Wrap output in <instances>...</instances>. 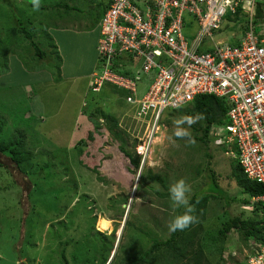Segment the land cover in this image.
<instances>
[{
    "label": "rangeland",
    "instance_id": "obj_1",
    "mask_svg": "<svg viewBox=\"0 0 264 264\" xmlns=\"http://www.w3.org/2000/svg\"><path fill=\"white\" fill-rule=\"evenodd\" d=\"M99 2L80 0L76 5L81 11L73 10L72 17L96 16L101 10ZM258 6H254L255 14ZM261 8L263 17L258 18L255 24L259 33L264 35V3ZM31 11L29 0H0V26L3 23L7 25L5 30L0 29V37L7 39L11 36L7 30L11 25L18 24L16 15L25 18L28 16L25 13ZM246 16L249 15L242 12L239 17L243 20L237 21L230 17L224 20L222 33L217 34L215 40L223 41L224 44L233 41L232 32H240L239 26L247 22ZM38 18L45 22H55L49 14H40ZM51 28L49 32L56 42L58 40L57 44H61L63 54L69 55L71 50L74 51L68 59H63L64 68H61L60 75L43 68L30 70L25 66L22 52H16L9 57L10 73L0 76V116L6 122L4 136L10 137L18 129H23L27 134L28 147L35 154L28 175L21 172L8 156L0 154V160L11 168V174L5 171V177L1 178L6 181V188L1 193L4 195L6 190L7 200L4 201L0 195V213L3 212V215L0 214V256L5 258L0 259V264H41L43 261L64 264V249L76 264H100L101 242L95 230L115 236L111 240L107 264L112 261L118 244L114 264H124L129 255L146 250L151 245V238H165L169 235L168 224L177 215L179 208L172 207L169 197H160L154 188L137 182L139 170L137 173L131 171L133 165L120 151V140L115 139L109 130V121L99 115L101 125L97 129L88 120V115L96 113L98 105L106 112L115 114L119 130H126L130 135L127 145L132 149L137 139L136 152L143 156L152 126L148 127V122L138 118L137 106L127 102L126 96L110 84L99 92H93L88 85L91 71L85 74L83 63L75 68L74 63L82 62V55L88 54L80 45H75L76 37L95 35L90 44L96 49L97 27L91 34L79 30L78 25L68 29ZM194 29L192 27L191 30ZM25 49L22 50L25 57L33 55L32 48ZM182 116L178 113L170 114L169 111L164 113L162 123L158 124L151 139L149 150L145 152L147 157L143 163L146 169L151 168L155 173L168 175L170 185L184 179L191 186L189 200L195 192L207 191L212 182L211 174L225 190V201L228 197H241L240 193L235 195L240 188L232 176V152L219 147L217 138L208 146L200 141L190 144L186 140H177L173 135V121ZM90 129L94 140L92 146L84 147L81 157L86 164H81L77 141L86 139ZM218 130L220 128L216 127L212 133L215 135ZM93 166L104 176L103 181L91 170ZM198 169H201V174L197 173ZM155 187L165 190L158 183ZM84 194L87 195L85 200L82 199ZM219 203L221 201L216 199L211 202L214 207L219 206ZM10 204L13 207L9 208ZM212 206L208 224L217 227L220 218L216 217V213L212 214ZM224 207L227 213L225 216L240 214L242 209L249 212L253 209L252 204L242 205L240 201ZM65 208L66 214L70 212L66 219L67 225L57 224V221L66 218L64 214L56 220H50L52 215L59 214ZM5 212L14 219L5 216ZM95 216L92 229V218ZM31 233L34 234L28 235ZM27 236L34 237L31 243L26 242ZM68 240L72 243L67 246L65 243ZM254 249L234 230L229 235L225 254L242 262ZM20 250L22 255L26 253L32 258L20 257ZM74 256L78 258L73 260Z\"/></svg>",
    "mask_w": 264,
    "mask_h": 264
},
{
    "label": "built area",
    "instance_id": "obj_2",
    "mask_svg": "<svg viewBox=\"0 0 264 264\" xmlns=\"http://www.w3.org/2000/svg\"><path fill=\"white\" fill-rule=\"evenodd\" d=\"M244 2L111 0L100 23L98 65L90 87L99 90L111 82L130 92L127 102L152 126L144 159L166 111L213 94L230 106L229 123L215 132L217 142L236 150L247 175L264 184V35L256 30L255 11L243 10ZM261 2L253 0L254 6ZM242 12L249 15L245 31H233L234 40L227 44L216 41L223 21ZM124 68L131 73L115 70ZM256 201L264 205V194L252 199ZM261 257L264 243L247 264H264Z\"/></svg>",
    "mask_w": 264,
    "mask_h": 264
},
{
    "label": "trees",
    "instance_id": "obj_3",
    "mask_svg": "<svg viewBox=\"0 0 264 264\" xmlns=\"http://www.w3.org/2000/svg\"><path fill=\"white\" fill-rule=\"evenodd\" d=\"M79 2L80 0H41L40 10L31 11L29 14L25 13V15H28L25 16L26 19L15 14L18 24L11 25L12 27L10 26L7 30V32H9L11 36L7 39H3L2 37H0V76L10 73L9 57L11 53L16 52H22L23 57L21 56V53L19 54V56L23 58L25 66L27 68H30V70L36 71L35 69L41 68L39 70H42L43 68L50 70L51 72L56 71L60 75L61 68L63 67V56L61 54L59 45L56 42V39L49 32V30L52 29L51 27L55 29H68L70 27H75L76 25H78V27L80 28L79 30L85 31H92L96 27H98V33L100 36V23L103 20L105 13L111 6V0H100L98 6L100 5L101 10L96 16L84 18L81 15L80 17L76 16L75 18H73V10L77 12L81 11V9L76 5ZM260 4L262 5V3ZM260 4L257 7L254 22H256L258 18L263 17V10ZM43 13L49 14V16H51L55 22H51L48 20H46L45 22L44 19H39L38 16ZM67 19L71 20L72 22H66L65 20ZM235 19L237 21H240L242 17H239L238 15ZM5 24L6 23H3V25L0 26L1 30H5V27L7 26H5ZM246 28L247 22L239 26L238 30L245 31ZM256 30L257 32H259L258 29ZM23 43H25V45H23ZM27 47L29 50L31 48L33 49L31 51L33 55H30V57L28 58L25 57V54L22 51H26L27 49L25 48ZM115 70L123 75H129L131 73L127 72L125 68L122 70ZM107 84L114 86L125 96H128L130 93L128 90L123 89L111 82L103 83L99 90H94L90 86L89 88L93 92H99ZM96 107V113L89 114L88 120H90V122H92L97 129L101 125L99 115L110 122V124H108V128L115 136V139L120 140V151L129 159L130 163L133 165L131 171L137 173L142 164V156L136 152L138 140L135 139L136 143L134 144V147L132 149L129 148L127 142L130 135L127 134L128 132L126 130H119L120 128L118 117L115 114L106 112L99 105ZM229 108L230 106L224 98L218 97L213 94H201L198 95L190 104L186 105L185 107H181L177 110H170L169 112L170 114L178 113L182 114L183 116H195L197 113H203L205 118L198 124L193 125L192 129L189 130V132L192 134V137L196 142H204L208 146L209 144L213 143L216 138L217 142L219 138V136L212 133V130L216 127L221 128L229 123ZM161 123L162 120L160 121V124ZM5 126L6 122L0 116V154L8 156V158L16 165V167L21 172L28 175V172L33 167L32 157L35 154L34 151H32L28 147L27 134L23 129H18L10 137H5ZM87 134L88 135L86 139L81 138L79 141H77L76 145V147L80 151L79 156L81 164H86L81 157L84 153V147L92 146V142L94 140L91 129L88 130ZM219 147L224 148L228 151L227 147L223 143H219ZM233 157L234 159L232 176L236 178L237 185L240 188L235 195H239L240 193L241 197L235 196V199H233L234 197H228L229 199H226L225 201V190L219 185L216 177L211 174L212 182L209 184V188L207 189V191H203L200 193L195 192L189 200L190 204L194 208L192 215L197 217V223L192 224L184 231H177L174 233L170 232L169 235L165 238H151V245L146 250L134 255H129L127 257V261H125L124 264H231V261L233 262V264H247V260L241 262L237 261V259H235L234 257H227L225 254L226 244L228 242L230 233L234 230L240 233L242 239L248 246H251L252 242H255L257 244L264 243V205L262 204V202H252V199L254 197L264 194V184L254 178H250L244 171V168L238 161L236 155H233ZM10 169L11 168H9V166L4 164L0 160V195H2L4 201L7 200L5 198L6 190L4 195L1 192L3 188H6V181H2L1 178H3V176L5 177L6 174L3 173L5 171L10 172L11 174ZM91 170L96 172L100 181L104 180V176L100 174V171L97 167L93 166L91 167ZM201 172V169H198L197 173L201 174ZM139 183L146 184L147 186L154 188L160 197H169L168 189L170 186V181L169 176L166 174H162L161 172L155 173L151 168L146 169L145 165H143ZM157 183L162 185L165 190H158L155 187V184ZM8 184L11 183L9 182ZM31 193L32 192H30L29 194L31 195ZM86 196L87 195L85 194L82 195V199L85 200ZM213 198L218 202L221 201V203H219V206H212L211 202L214 200ZM125 200L127 203V198H125ZM234 201H240L242 205L252 204L253 209L250 212L242 209L240 214H237L235 216H225L227 213L226 210H224L226 209L224 206H229L231 202ZM9 206V208H11L13 207V204H10ZM34 206L36 205L34 204ZM211 206L213 207L211 209V211H213L212 214L216 213V217L218 219L220 218V224L218 223L217 227L213 226L212 224H208L210 220L209 211ZM218 207L219 209L217 210ZM67 208H65V210H62V212H60L59 214L52 215L50 217V220L60 218L64 214L66 215V218L57 221V224L63 223L64 225H67L66 219H68V213H70H65ZM221 209H223V212L221 211ZM183 212L184 209L179 208L177 215H180ZM0 214L3 215V212L1 211ZM7 215L8 214H6L5 212V216ZM8 216L9 218L13 217H11L10 215ZM92 221V229H94L96 216L92 218ZM94 232L99 236V241L101 242L100 244L98 243L100 247L98 248L102 253L100 264H107L106 261L110 251L109 248L112 247L111 240H114L115 236H110L105 232L96 230ZM33 234L34 233L28 235ZM27 237L26 242L31 243L34 237ZM70 243H72L71 240H68L66 241L65 245H69ZM32 244L36 245L35 243ZM118 247L119 244L117 246L116 252L114 253L112 261L108 264H114V258L117 255ZM16 248H18L17 245ZM254 252L255 249L252 251V253ZM22 253L23 252L21 251L20 257H29L26 253L25 255H22ZM77 258L78 257L74 256L72 259L74 260ZM0 259L5 258L0 256ZM19 259L20 258H18L17 261ZM62 259L64 261V264H76L75 260L73 262L71 261V258L68 257L65 249L62 252ZM52 263L53 261L47 263L46 261H43V263L41 264ZM16 264L21 263L17 262Z\"/></svg>",
    "mask_w": 264,
    "mask_h": 264
},
{
    "label": "clouds",
    "instance_id": "obj_4",
    "mask_svg": "<svg viewBox=\"0 0 264 264\" xmlns=\"http://www.w3.org/2000/svg\"><path fill=\"white\" fill-rule=\"evenodd\" d=\"M230 2H231V0H224L225 5L230 4ZM29 3L31 5L33 11H39L40 10L41 0H29ZM261 3L263 4L264 2H261ZM243 10L245 12L254 11L253 0H245L244 5H243ZM99 28H100V26H99ZM97 62H98V55H96L94 69L90 73V78H89V82H88L89 86H90V81L92 78V73L97 68V65H98ZM175 110H177V109H175ZM168 111H170V110H168ZM204 118L205 117H204L203 113H197L195 116L185 115V116H182L180 118L175 119L173 121V125H174L173 135H174V137L176 139L186 140L190 144H195L196 141L192 137V134L189 132L188 129L191 128L193 125L198 124ZM159 124H160V122H159ZM185 125H187V127H185ZM228 151H230V150H228ZM233 153H232V155H235ZM144 161H145V159L142 161V164L140 167L141 171L143 169V165H144L143 162ZM140 169H139V171H140ZM168 191H169V199L171 201L172 207L184 209V212L182 214L176 215L171 220V222L168 224L169 232L174 233L177 231H184L185 229L189 228L192 224L197 223V217L192 215L194 208L190 204V201H189V194L191 193V186L188 185L184 179H180V180L172 183L169 186ZM251 246L253 248H255V251H256L258 244L255 242H252ZM116 249H117V246L115 247L114 253L116 252ZM252 254L253 253L251 252L248 255V258L246 259L247 261H248L250 255H252ZM261 260H264V257H261ZM252 264H258V262L253 261Z\"/></svg>",
    "mask_w": 264,
    "mask_h": 264
},
{
    "label": "crops",
    "instance_id": "obj_5",
    "mask_svg": "<svg viewBox=\"0 0 264 264\" xmlns=\"http://www.w3.org/2000/svg\"><path fill=\"white\" fill-rule=\"evenodd\" d=\"M97 30H98V27H97ZM86 34H91V32H93V31H84ZM63 37H65V35H62ZM61 36V37H62ZM94 36L95 35H90L89 37H87V36H85V35H79V36H77L76 37V39H75V41H76V43L77 44H75L76 46H81L82 48H84V50L85 51H88V54H86V55H82V59H83V61L82 62H77V63H74V64H76L75 65V68H77L81 63H83V66H84V73L85 74H88L87 72H92L93 71V67H94V65H95V60H96V49H97V46H96V49L94 48V45H91L90 44V40H91V38H94ZM98 38H97V44H98V39H99V33H98V36H97ZM87 39H88V41H87ZM86 40V41H85ZM57 42H58V40H57ZM59 45V48H61L60 49V51L62 52V46H61V44H58ZM89 49H92V50H89ZM74 54V51L73 50H71V53L69 54V55H67V54H63V52H62V55H63V59H64V61L66 60V59H68L71 55H73ZM88 63H90V64H88ZM94 64V65H93ZM93 65V66H92ZM73 66V65H72ZM64 68V67H63ZM90 72V73H91ZM90 73H89V75H90ZM84 74V75H85Z\"/></svg>",
    "mask_w": 264,
    "mask_h": 264
},
{
    "label": "water",
    "instance_id": "obj_6",
    "mask_svg": "<svg viewBox=\"0 0 264 264\" xmlns=\"http://www.w3.org/2000/svg\"><path fill=\"white\" fill-rule=\"evenodd\" d=\"M140 175H141V169H140V171H139V173H138V178H137V182H139V179H140ZM137 185H138V183H137Z\"/></svg>",
    "mask_w": 264,
    "mask_h": 264
}]
</instances>
